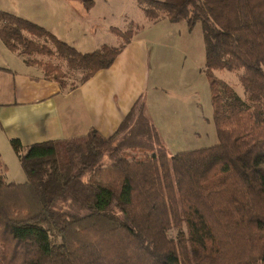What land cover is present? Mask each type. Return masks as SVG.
I'll return each instance as SVG.
<instances>
[{"label": "trees", "instance_id": "obj_1", "mask_svg": "<svg viewBox=\"0 0 264 264\" xmlns=\"http://www.w3.org/2000/svg\"><path fill=\"white\" fill-rule=\"evenodd\" d=\"M149 21L201 23L218 143L168 155L138 99L110 136L10 145L26 181L0 158V264H264V0H136ZM118 45L80 52L0 10V40L70 90L112 65ZM56 58L80 78L68 75ZM241 71L245 92L214 75ZM175 230V237L168 235Z\"/></svg>", "mask_w": 264, "mask_h": 264}, {"label": "crops", "instance_id": "obj_2", "mask_svg": "<svg viewBox=\"0 0 264 264\" xmlns=\"http://www.w3.org/2000/svg\"><path fill=\"white\" fill-rule=\"evenodd\" d=\"M90 1L12 0L10 3V0H0V10L44 27L80 52H90L103 44L114 45L110 27H117L109 25L107 28V23L99 20L102 15H90L98 4L103 3L110 16L108 0ZM80 7L83 13L79 11ZM120 16L123 25L132 22L130 13ZM75 19L80 30L73 27ZM143 36L134 34L110 67L97 71L70 90L45 80L39 68L27 65L0 40V152L11 139H19L27 146L74 138L84 135L90 128L108 137L117 130L138 99L143 100L145 114L163 140L167 123L159 124L156 114L151 111V97L156 90L154 86L149 87Z\"/></svg>", "mask_w": 264, "mask_h": 264}, {"label": "rangeland", "instance_id": "obj_3", "mask_svg": "<svg viewBox=\"0 0 264 264\" xmlns=\"http://www.w3.org/2000/svg\"><path fill=\"white\" fill-rule=\"evenodd\" d=\"M107 3L111 7L110 16L107 6L103 3L98 4L90 15L92 17L102 15L99 20H104L107 28L112 25L126 29L130 22L123 25L120 15L130 13L132 22L143 30L141 33L139 29L136 33L144 34L143 37L146 39L149 87L154 86L156 90L151 97V111L156 114L159 124L167 123L166 131L163 130L164 141H161L167 154L173 155L217 144L209 82L204 67L205 47L201 23L197 21L189 26L186 20L171 22L164 16L156 21H149L136 0H108ZM81 8L79 11L83 13ZM77 21L75 19L73 27L80 30ZM111 35L112 44L118 45L120 39L113 33ZM107 37L111 38L110 35ZM39 58L59 62L69 74L67 84H70L73 78L75 82L80 78L79 72L70 71L56 58L46 56ZM240 74L241 71H214L217 78L229 84L240 97L244 98L245 92L239 82ZM0 153L1 160L7 165L5 174L7 181L25 182L26 175L10 144L1 147ZM168 235L175 237L176 231L169 230Z\"/></svg>", "mask_w": 264, "mask_h": 264}]
</instances>
